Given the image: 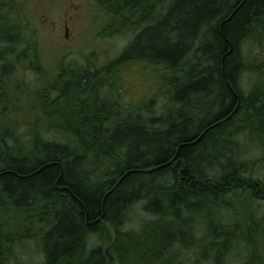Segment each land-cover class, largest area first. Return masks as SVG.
Masks as SVG:
<instances>
[{"label": "trees", "instance_id": "1", "mask_svg": "<svg viewBox=\"0 0 264 264\" xmlns=\"http://www.w3.org/2000/svg\"><path fill=\"white\" fill-rule=\"evenodd\" d=\"M95 2L111 23L120 25L118 33H135L116 61L79 71L60 68L58 77L52 76L59 93L52 102L17 79V65L2 66L0 264L13 245L36 235L43 264H124L129 253L139 264H152L153 258L138 249L147 240L152 250L154 245L158 249L155 258H163V252L169 256L160 264H188L179 261L180 250L193 251L195 264H228L240 242L249 252L244 264H264V222L254 226L248 217L251 204L264 201V182L250 172L252 163L264 162V0ZM22 10L15 0H0V41L14 44L24 30ZM245 41L258 47L261 59L246 56ZM21 60L18 65H24ZM29 61L25 69L44 74L36 50ZM136 62L163 70L176 85L173 108L160 116L146 111L148 118H143L140 110H120L118 94L111 101V93L103 95L107 69ZM247 74L254 79L248 95L240 88ZM27 95L44 102L42 114H62L65 123L50 124L68 141H46L39 132L22 139L13 122L20 111L13 109ZM73 120L81 122L76 126ZM234 138L257 143L262 155L241 161L242 154L229 147L232 142L234 149ZM102 158L111 168L105 175L98 166ZM226 198L248 223L223 225L208 219L204 246L197 248L184 221L190 218L183 220L181 212L193 218L201 206L207 214L206 208ZM137 208L152 216L136 235L129 231L127 239L136 238L138 248L121 238ZM166 214L171 222L161 224ZM28 221L33 222L30 230L22 227ZM108 225L118 234L110 247L104 236ZM91 236L104 242L87 250Z\"/></svg>", "mask_w": 264, "mask_h": 264}, {"label": "rangeland", "instance_id": "2", "mask_svg": "<svg viewBox=\"0 0 264 264\" xmlns=\"http://www.w3.org/2000/svg\"><path fill=\"white\" fill-rule=\"evenodd\" d=\"M19 7L22 6L19 16L23 20L24 30L20 31V35L16 38L14 44H9L4 41H0V74L2 66L13 65L14 68L17 65L18 74L17 79L24 80L25 85L30 91H40L43 97H46L48 102H52L54 98H57L59 93L56 91L58 82L52 81V76L58 77L57 74L61 72L60 68L78 69L85 68L87 66L102 68L112 62L116 61L123 52L129 47L132 39L135 37V33L128 32V30L118 33L116 30L121 28L120 25L114 22L111 23V17L104 13V8L96 6L95 0H15ZM124 28V27H123ZM122 28V29H123ZM30 30V31H29ZM107 31V35L105 31ZM34 46V47H33ZM245 49L246 56L249 58L260 57L262 52L258 50V47L252 44L250 41H246L242 45ZM37 51L40 56V62L44 69V74L35 72L30 67L25 69L24 65L30 64V59L33 51ZM22 52L28 53L27 57H19ZM244 53V55H245ZM261 54V55H260ZM18 59H22L24 65H18L20 63ZM30 66V65H29ZM16 70V69H15ZM161 69H155L151 65L141 63L123 64L107 69L106 78L109 85L103 90V95L111 93L109 101L114 96H120V110L128 109L133 112L140 110L146 116V111L160 116L167 110L173 108L172 95L175 92V86L173 85V79L163 73ZM253 77L249 74L243 77V83L240 88L243 93L248 95L251 83L254 82ZM256 86V82H255ZM111 91V92H110ZM120 93V95H119ZM19 93H14V97ZM78 102L83 100L82 98L76 99ZM74 101V100H73ZM44 103V102H43ZM39 99L38 101L27 95L24 101L19 104V108L13 110H19L15 115L16 120H13L15 127H18L23 140H28L29 137L37 132L39 136H43L46 141H61L66 142V137L61 134L60 131L53 127L50 122L58 121V123H65L66 120L61 116L62 114L53 116V112L50 110L47 115L42 114L43 109L46 108ZM59 106V105H58ZM68 108V105H63ZM147 107H149L147 109ZM61 108V106H59ZM36 110V111H35ZM44 115V116H43ZM11 122V117L7 119ZM74 125L81 122L73 120ZM108 126V125H107ZM72 130V129H71ZM60 131V132H59ZM72 137V135H70ZM68 141V139H67ZM72 141H74L72 137ZM227 142V141H226ZM234 149L232 142L229 144L231 150H234L237 155H240L241 161H254L262 155L257 143H251V141H245L241 138H234ZM248 143V144H247ZM220 146V145H219ZM237 149V150H235ZM103 158L100 159L98 166L101 169V174H106L110 171V165H105ZM251 174L255 175V179H261L264 182V162L251 164ZM231 199V198H230ZM229 198L222 200L219 206L210 205L212 208H206L209 213H205L201 206H198L197 213L192 217L186 215L185 211L181 212V218L185 219L186 227L189 229L191 235H194L195 245L197 248L204 246L202 240L205 238L206 229H204L205 222L216 218L215 223H222L223 225H233L234 223L239 225H245L246 216L242 215L241 211H233L232 201ZM250 206L254 212L248 216L250 221L254 220L252 224L257 225L258 222H264V201H255ZM185 214V215H184ZM167 215V214H166ZM165 216V215H164ZM159 220L161 224H169L171 222V215ZM152 219V216H150ZM150 217L145 215L138 208L132 211L129 216V221L121 229V238L127 239L129 231L136 235L140 230L139 225L143 223V220H150ZM202 221V222H201ZM0 222H2L0 220ZM5 222V220H3ZM174 222V221H173ZM264 224V223H263ZM22 227H26V230H30L33 227V222L28 221L27 224H23ZM107 233H104L105 238L109 237L110 241L106 243V247H110L111 244L117 239L118 234L115 233L111 225L107 226ZM186 229V228H185ZM149 234L147 238H153L154 235L151 229L147 231ZM263 232L261 235L263 236ZM126 234V235H123ZM139 241V240H138ZM151 241V240H150ZM149 240L146 241L140 248L137 245L136 238L127 239V243L136 246L143 253L147 254L149 263L160 264L164 259L168 258L167 253L163 252V258H155L156 247H151ZM104 241L100 237L91 236L86 242L87 250H92L94 247L101 245ZM250 246L251 243L247 242ZM13 251L5 259L3 264H43L44 257L39 243V237L36 235L33 239H27L23 243H16L13 245ZM246 243L240 242L236 244V248L231 252L228 259V264H244L247 263L249 258L248 248H245ZM175 250V249H174ZM172 250L171 252H173ZM118 252V251H117ZM179 261H185L188 264H195V253L191 250H180ZM139 259V258H138ZM138 259L134 255L127 256L124 260V264H139ZM187 259L189 261H187ZM178 263V262H177ZM176 264V263H175Z\"/></svg>", "mask_w": 264, "mask_h": 264}]
</instances>
